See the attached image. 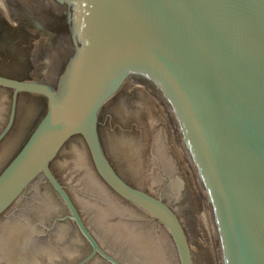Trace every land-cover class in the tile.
<instances>
[{
  "label": "water",
  "instance_id": "water-1",
  "mask_svg": "<svg viewBox=\"0 0 264 264\" xmlns=\"http://www.w3.org/2000/svg\"><path fill=\"white\" fill-rule=\"evenodd\" d=\"M12 1L55 44L37 77L0 75L13 90L0 139L19 92L47 100L0 171V216L32 187L0 219V264H264V0ZM131 81L156 91L178 133L169 122L175 159L157 141L128 175L158 195L126 182L100 139L103 107ZM76 135L88 153L75 139L57 156Z\"/></svg>",
  "mask_w": 264,
  "mask_h": 264
},
{
  "label": "flooded vegetation",
  "instance_id": "flooded-vegetation-1",
  "mask_svg": "<svg viewBox=\"0 0 264 264\" xmlns=\"http://www.w3.org/2000/svg\"><path fill=\"white\" fill-rule=\"evenodd\" d=\"M54 44L55 36L46 30L35 27L29 19L21 16L12 0H0V75L19 80L37 77L46 67V55ZM2 93L8 96L3 100L8 104V111L6 112V124L3 129H1L0 133L6 127L11 115L13 90L0 86V95ZM160 106H162L169 118L165 117ZM46 109L47 100L44 96L29 92L18 93L13 123L5 136L0 139V145L3 144L6 149V154H8L5 160L6 162L4 161V164H2L0 171L23 146L28 136L44 115ZM169 122L172 123L178 137L171 115L156 91L149 85L133 81L126 83L121 91L103 107L100 114V139L111 165L130 185L153 195L158 194L137 186L131 182L128 175L132 174L133 177L142 175L141 170L143 166L150 160L148 156H146L145 147L148 146L151 149V154L149 155L154 156L153 149L157 141H161L165 145L168 154L175 159L174 142ZM75 139L83 144L88 153L84 139L82 136L76 135L64 145L57 156L63 152L68 143ZM121 142L130 145L132 149L135 150L136 155L133 154L129 156L123 149H120L118 144ZM147 143H149V145H147ZM6 154L1 157L0 163L5 159ZM154 161H156L155 158ZM60 183L64 186L61 181ZM30 189L28 191H30ZM111 192L118 197L121 202L128 204L137 211L141 215L139 218L147 216L153 219L142 209L123 199L115 192ZM25 195L22 198H24ZM22 198L17 200L5 211L0 216V219L3 217L6 219L10 218L17 210V205ZM58 219H60V217L55 219L56 223ZM83 259H79L74 264H79ZM83 264H87V262Z\"/></svg>",
  "mask_w": 264,
  "mask_h": 264
}]
</instances>
